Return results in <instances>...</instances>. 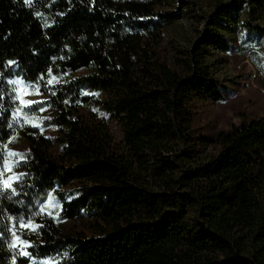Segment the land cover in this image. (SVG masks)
I'll list each match as a JSON object with an SVG mask.
<instances>
[{"label":"trees","instance_id":"trees-1","mask_svg":"<svg viewBox=\"0 0 264 264\" xmlns=\"http://www.w3.org/2000/svg\"><path fill=\"white\" fill-rule=\"evenodd\" d=\"M204 4L0 0L5 177L7 146L23 145L20 179L0 187V264H264V117L194 133L199 108L220 98L201 49L225 50L264 0ZM196 12L197 43L162 62L166 30ZM17 80L43 81L42 111L19 101ZM49 195L58 215L38 221Z\"/></svg>","mask_w":264,"mask_h":264},{"label":"rangeland","instance_id":"rangeland-1","mask_svg":"<svg viewBox=\"0 0 264 264\" xmlns=\"http://www.w3.org/2000/svg\"><path fill=\"white\" fill-rule=\"evenodd\" d=\"M195 1L203 8L201 13L208 11V7L204 4L205 0ZM195 16H197V12L176 22L166 30L158 49V57L162 62L171 63L174 52L182 53L191 50L197 43L204 23H200V20ZM248 25L250 28L247 30L237 29L232 34L224 36L227 46L225 50L201 49L200 56L211 67L214 79L217 81L220 98L218 101H210L199 108L195 115L194 128V133L197 136L214 138L220 132H227L234 127H239L243 122L264 117V11L260 12L256 19L250 20ZM42 80L34 84L22 83L19 85L18 98L20 102L24 101L22 104H35L38 106L37 109L42 111L39 104L43 98L40 93V89L44 86ZM48 83L54 84L53 81ZM78 107L84 115L99 114L95 107H85L84 104L78 105ZM47 110L51 111V109ZM100 115L98 116L100 117ZM109 128L113 134L118 133L114 125H110ZM22 147L20 138H16L7 146L8 165L18 164L19 156H13L10 153L18 154L23 150ZM18 172L19 166L14 167L12 172H8L7 175H19L20 172ZM73 190L68 189L65 192L70 194L73 193ZM42 208L44 211L40 210L38 221L43 218H56L58 215L56 196L49 195ZM34 228L26 227L28 230ZM14 244L20 250L27 247L21 241ZM30 264H59V258L33 260Z\"/></svg>","mask_w":264,"mask_h":264},{"label":"snow or ice","instance_id":"snow-or-ice-1","mask_svg":"<svg viewBox=\"0 0 264 264\" xmlns=\"http://www.w3.org/2000/svg\"><path fill=\"white\" fill-rule=\"evenodd\" d=\"M9 83H15V84H17V85H21V84H22V82L19 81V80L15 81V82H13V81H9ZM27 94H31V93H27ZM21 103H24V101L21 100ZM10 154L13 155V156H15V155H19V154L15 153V152H12V153H10ZM17 166H18V164H15V163H14V164H11V165L5 164V170H6L7 172L11 173V172H12V169H13L14 167H17ZM19 179H20L19 175H11V174H10L8 177H5L4 172H0V187L11 188L12 185H13L16 181H18ZM12 194H13V195L16 194L14 188H12ZM41 211H44V209L42 208ZM49 214H50V213H49ZM20 227H22V228H24V227L34 228L35 226H34L31 222L25 224V223L21 220V221H20ZM21 243H22V242H21ZM24 254L27 255V253H24Z\"/></svg>","mask_w":264,"mask_h":264}]
</instances>
